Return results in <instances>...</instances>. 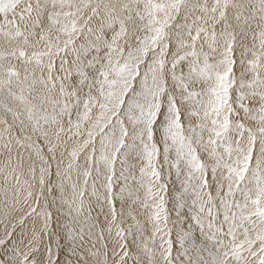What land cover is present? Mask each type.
<instances>
[{
    "label": "snow or ice",
    "instance_id": "obj_1",
    "mask_svg": "<svg viewBox=\"0 0 264 264\" xmlns=\"http://www.w3.org/2000/svg\"><path fill=\"white\" fill-rule=\"evenodd\" d=\"M0 264H264V0H0Z\"/></svg>",
    "mask_w": 264,
    "mask_h": 264
}]
</instances>
